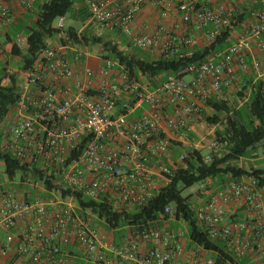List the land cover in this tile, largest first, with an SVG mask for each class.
<instances>
[{
  "label": "built area",
  "instance_id": "obj_1",
  "mask_svg": "<svg viewBox=\"0 0 264 264\" xmlns=\"http://www.w3.org/2000/svg\"><path fill=\"white\" fill-rule=\"evenodd\" d=\"M34 1L0 0L1 67L20 79L1 149L27 171L24 179H9L0 169V264H216L201 249L186 250L185 232L169 226H186L173 205L156 219L110 228L107 216L82 207L74 194L113 212H131L169 185L187 150L203 148L189 132L206 101L239 90L242 75L264 85V0H83L94 23L121 33L150 59L191 56L194 46L208 47L227 35L230 44L222 52L151 88L109 58L97 69L88 67L82 46L60 41L47 43L32 70L11 67L7 49L24 50L27 43L10 30ZM148 2L159 8L161 20L175 11L190 35L176 36L161 21L135 31L132 23ZM244 11L249 16L235 27ZM174 148L176 158L165 161ZM210 148L221 149L216 142ZM205 184L199 187L208 199L190 202V213L209 238L224 242L233 259L225 264L248 257L264 264V204L255 181H228L214 192ZM238 203L253 213L251 227L242 220L224 223L226 210Z\"/></svg>",
  "mask_w": 264,
  "mask_h": 264
},
{
  "label": "trees",
  "instance_id": "obj_2",
  "mask_svg": "<svg viewBox=\"0 0 264 264\" xmlns=\"http://www.w3.org/2000/svg\"><path fill=\"white\" fill-rule=\"evenodd\" d=\"M81 2L83 0H48L34 9V1L31 11H27L18 20L17 25L10 30L12 35L22 33L26 37L27 47L24 50H20L15 46L7 49L9 59L6 62L22 72L32 70L37 55L47 46L46 41L51 38L60 40L62 44L66 42L82 47L99 44L102 47V58L117 61L130 74L142 76L150 82L151 88L164 80L166 76L175 75L188 65L204 61L209 55L222 52L230 44L227 41V35L224 34L208 47L194 46L192 48L193 54L183 58L171 56L150 59L146 58L145 55L147 54L145 52L137 48H134L133 54H129L120 50L117 44L104 42L102 38L97 37L88 40L85 36L80 37L73 27L67 29H64V26L61 29L55 28L54 21L58 18L64 19L75 3ZM83 14L81 13V16ZM248 16L249 13L244 11L239 16L235 27H238V24L245 21ZM117 33L119 34V32ZM60 36L66 37L67 40H65L66 38L60 39ZM6 40L10 42L9 35H6ZM60 42L58 41L57 44ZM185 50L187 51V48ZM2 63L3 61L0 60V71L3 74L0 77V140H2L10 124V116L19 100L20 92L18 74L7 75L1 67ZM4 80L5 85L2 84ZM241 80L239 90L231 93L224 91L223 99L212 97L206 101L200 112V117L196 121L201 119L212 126L220 124L222 129L217 132L214 139L206 147L198 150H187V156L178 165V169L169 185L162 189L147 207L131 212H113L110 206L85 202L79 193H75L74 196L78 203L84 208H89L93 213L107 216V220L111 223L110 228L121 227L130 222L156 219L165 206L173 205L181 214L188 228L190 245L206 252L216 264L233 263L231 254L225 249L224 242L209 238L197 225L190 213L191 201L189 197H182L180 187L189 188L195 184H205L207 180L211 183L214 182V184L218 183L221 187L228 181L248 178L255 181L257 190L264 192V168L250 166L245 169L237 164L258 149H262L261 145L264 142V85L260 80L253 81V76L249 75H242ZM247 91L248 96L241 106H238L237 102L231 101L230 95L234 96L236 94L235 96L238 99H244V92ZM207 110L211 112L210 117L206 115ZM193 136V131L189 132L190 140ZM213 142L220 146L219 151L215 152L210 148ZM204 148L208 149L206 154L202 151ZM206 155L210 156L208 162L204 161ZM0 163H2L0 167L4 168L9 179H13L18 175L21 179H24L23 175L27 174L25 166L19 165V161L2 151L1 144ZM32 177L34 178V175ZM211 183L205 184L207 191L212 189L213 184L211 185ZM47 188H51L50 185H47ZM199 190L198 194L202 196L201 189ZM239 264H245V261L241 260Z\"/></svg>",
  "mask_w": 264,
  "mask_h": 264
},
{
  "label": "crops",
  "instance_id": "obj_3",
  "mask_svg": "<svg viewBox=\"0 0 264 264\" xmlns=\"http://www.w3.org/2000/svg\"><path fill=\"white\" fill-rule=\"evenodd\" d=\"M35 2H36V0H35ZM72 11H73L72 17H73L74 22L80 24L79 28H75V27H73V28L76 30L77 34L80 37L85 36L88 40H91L92 38H97V37L103 39L104 37L101 34V30H105L106 32H110V33L116 32V31H110L108 29L102 28L98 24L94 23L89 17L88 9H87L84 1L81 3L75 4L72 7ZM81 13H84L83 16H81ZM85 16H87L86 19L84 21H82L83 18H85ZM159 21H161L166 27L173 30L174 33L176 34V36H180V35L189 36L190 35V32H188L185 29L182 30L181 27L179 26L178 16L175 13V11L170 12V14L167 18L161 20L160 16H159V8L156 6V4L154 2H148L142 7V9L139 11L137 16L135 17V20L132 23V27L135 31H141L145 27H148V29L153 28ZM119 34H121V33H119ZM56 40L57 39L53 40V38H51V39H48L46 42L51 43V44H57L58 41H60V40H57V41ZM103 41L117 44L119 46L120 50H122L124 47L123 51H126L129 54L134 53V48L129 45V41L126 37H125V44L122 46L118 44L119 43L118 40L116 41V40H111V39H107V40L103 39ZM95 45L99 46V54L97 56L89 54L86 57V64H87L89 56L92 59L94 58L93 59L94 63H97L98 61L100 62V63L95 64L94 67H90L92 69H97V68L101 67V65H102V63H101V59L103 57L102 47L99 44H95ZM88 46L89 45L83 46V49L85 51H87ZM145 56H146V58H149L147 55H145ZM2 84L5 85V80L2 81ZM195 122H196V120L194 121L193 126H192L193 133H194ZM186 148H188V147H186ZM174 149L172 150L171 154L165 158V161H167V160L171 161V160H174L176 158V156L178 154V150L176 149L177 150V152H176ZM260 151H261V155L256 151V152L252 153L248 158L245 159L250 164H252L251 165L252 167H263L264 168V149H260ZM210 183H211V181H210ZM212 184H213V187L210 190L211 192L216 191L220 187V184H218V183L214 184V182H212L211 185ZM261 194H262V202L264 204V192L261 191ZM208 196H209V192L204 193V194H202V199L207 200ZM241 220L246 221L248 223L249 227H251L254 224V215L250 211V209L247 208V206H245L243 203L230 205L229 208L224 213V218H223L224 223H232V222H237V221H241ZM186 250L190 253H195L199 249L193 245H190V243L188 242L186 244ZM242 261H245V264H252L251 259L249 257L243 259Z\"/></svg>",
  "mask_w": 264,
  "mask_h": 264
},
{
  "label": "rangeland",
  "instance_id": "obj_4",
  "mask_svg": "<svg viewBox=\"0 0 264 264\" xmlns=\"http://www.w3.org/2000/svg\"><path fill=\"white\" fill-rule=\"evenodd\" d=\"M47 1L48 0H36L33 8L36 9V8H38L39 6H41L43 3L47 2ZM75 4H78V3H75ZM72 15H73V11L70 10L68 12V14L64 17V22H63L64 29H67L69 27H75V28H79L80 27L79 23L74 22ZM56 23H57V20L54 21V24H56ZM101 34L104 37L103 38L104 40H107V39L116 40V41L118 40L119 41L118 44L121 45V46L125 44V37L122 34H118L117 32L110 33V32H106L105 30H101ZM123 49H124V47H123ZM87 51H88L89 54L97 56L99 54V46H97V45H89L87 47ZM93 59L90 56L88 57L87 65L89 67H94L95 64L100 63L99 61L97 63H94ZM2 75H3L2 71H0V77ZM235 95L234 96L230 95L231 101H233V102L235 101V102H237L238 106H241L246 101V98L248 96V91L244 92V95H245L244 99H238ZM206 115L208 117H210L211 116V112L207 110ZM221 129H222V126L220 124H218L216 126H212V125H208L206 122L202 121L201 119H198L195 122V125H194V136L192 138V141L195 144H201L203 147H206L208 145V143H210L214 139V137L216 136L217 132L220 131ZM0 144H1V140H0ZM174 150L177 152L178 149L177 150L174 149ZM202 151H203L204 154H206L208 152V149L204 148ZM257 152L261 155L260 149H258ZM237 164L239 166L245 168V169H248L252 165L248 161H246L245 159L240 160ZM0 168L2 169V167H0ZM199 186H200V184H195V185H193V186H191L189 188L180 187V191H181L182 197H184V198H186V197L188 198L189 197V200L192 203L197 202V199L199 197L198 191H200L199 190L200 189ZM169 226L173 230H180V229L183 230L185 232V236L184 237L186 239L188 238V228L185 225H183L182 223L179 224V223H176V222L173 221V222L170 223Z\"/></svg>",
  "mask_w": 264,
  "mask_h": 264
}]
</instances>
